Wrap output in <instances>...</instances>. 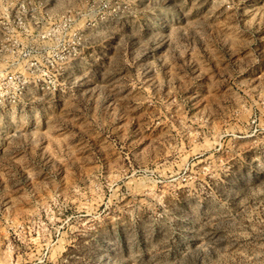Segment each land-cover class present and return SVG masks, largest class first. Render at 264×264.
<instances>
[{
    "label": "rangeland",
    "instance_id": "rangeland-1",
    "mask_svg": "<svg viewBox=\"0 0 264 264\" xmlns=\"http://www.w3.org/2000/svg\"><path fill=\"white\" fill-rule=\"evenodd\" d=\"M0 264H264V0H0Z\"/></svg>",
    "mask_w": 264,
    "mask_h": 264
}]
</instances>
